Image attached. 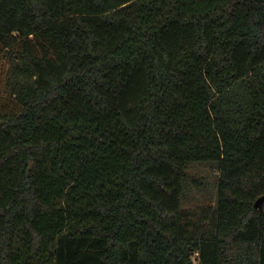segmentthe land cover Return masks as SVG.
<instances>
[{
    "label": "trees",
    "instance_id": "1",
    "mask_svg": "<svg viewBox=\"0 0 264 264\" xmlns=\"http://www.w3.org/2000/svg\"><path fill=\"white\" fill-rule=\"evenodd\" d=\"M0 264H264V0H0Z\"/></svg>",
    "mask_w": 264,
    "mask_h": 264
},
{
    "label": "rangeland",
    "instance_id": "2",
    "mask_svg": "<svg viewBox=\"0 0 264 264\" xmlns=\"http://www.w3.org/2000/svg\"><path fill=\"white\" fill-rule=\"evenodd\" d=\"M198 173H204V174H208L209 178L208 181H210L211 184H213L211 181H213L212 177H213V173L214 171L212 169H210L208 166H203V167H198L197 168Z\"/></svg>",
    "mask_w": 264,
    "mask_h": 264
}]
</instances>
